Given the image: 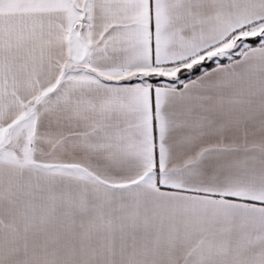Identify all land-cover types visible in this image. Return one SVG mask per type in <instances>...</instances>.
<instances>
[{
	"label": "snow or ice",
	"instance_id": "snow-or-ice-1",
	"mask_svg": "<svg viewBox=\"0 0 264 264\" xmlns=\"http://www.w3.org/2000/svg\"><path fill=\"white\" fill-rule=\"evenodd\" d=\"M0 264H264V0H0Z\"/></svg>",
	"mask_w": 264,
	"mask_h": 264
}]
</instances>
